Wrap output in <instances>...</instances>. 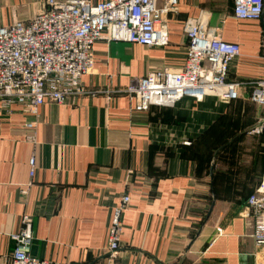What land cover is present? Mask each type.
Instances as JSON below:
<instances>
[{
  "label": "crops",
  "instance_id": "crops-1",
  "mask_svg": "<svg viewBox=\"0 0 264 264\" xmlns=\"http://www.w3.org/2000/svg\"><path fill=\"white\" fill-rule=\"evenodd\" d=\"M221 1L179 0L177 13L166 17L163 47L97 41L93 70L81 78L90 93L39 107L35 142L24 129L33 117L18 106L10 113L0 107V264H8L10 237L24 216L31 255L61 264H264L244 216L264 174L262 139L248 133L261 110L246 100L248 88L231 102L184 97L143 112L131 111L125 92L151 71L181 69L184 23L200 13L211 26L223 21L222 39L240 46L228 80L263 78L259 24L235 19L232 0L223 19ZM42 2L0 0V25L31 18ZM125 193L131 200L111 255L106 235Z\"/></svg>",
  "mask_w": 264,
  "mask_h": 264
},
{
  "label": "built area",
  "instance_id": "built-area-1",
  "mask_svg": "<svg viewBox=\"0 0 264 264\" xmlns=\"http://www.w3.org/2000/svg\"><path fill=\"white\" fill-rule=\"evenodd\" d=\"M178 5L179 0H43L31 18L0 25L1 109L10 113L18 106L33 117L24 129L25 139L35 142L39 107L90 93L82 87L81 78L93 70L97 41L163 47L168 44L166 17L176 14ZM232 15L259 24L258 57L264 61V0H232ZM209 21V16L200 13L184 23L187 42L179 71L156 70L132 80L125 91L131 111L171 108L184 97L201 100L213 96L231 102L246 86V100L261 110L248 133L261 137L264 146V77L248 82L228 80L231 62L241 55L240 46L222 39L221 26H211ZM28 166L31 180L36 169L34 156ZM130 200L129 194H123L112 210L106 235V250L111 255L119 249L121 214ZM246 209L244 216L252 221L254 243L264 249V174L247 196ZM10 238L14 248L8 264H61L31 255L32 226L26 216Z\"/></svg>",
  "mask_w": 264,
  "mask_h": 264
},
{
  "label": "rangeland",
  "instance_id": "rangeland-1",
  "mask_svg": "<svg viewBox=\"0 0 264 264\" xmlns=\"http://www.w3.org/2000/svg\"><path fill=\"white\" fill-rule=\"evenodd\" d=\"M221 4H222L223 11L225 12V13L223 12V16H222L223 19H224V18H226V16L231 15V13H230L231 12V9H230V7H231V0H222L221 1ZM236 21H234V22H236ZM236 23L241 24V22H236ZM221 157L222 158L224 157L223 154H222V156H220V158H218V160L219 159H222Z\"/></svg>",
  "mask_w": 264,
  "mask_h": 264
},
{
  "label": "water",
  "instance_id": "water-1",
  "mask_svg": "<svg viewBox=\"0 0 264 264\" xmlns=\"http://www.w3.org/2000/svg\"><path fill=\"white\" fill-rule=\"evenodd\" d=\"M212 170H213V163H211L210 165V172H209L210 177H212ZM212 207H213V203L211 204L209 208L208 215L210 214Z\"/></svg>",
  "mask_w": 264,
  "mask_h": 264
}]
</instances>
